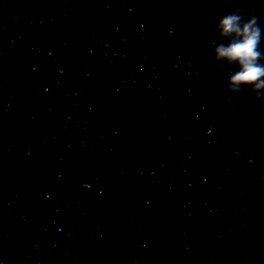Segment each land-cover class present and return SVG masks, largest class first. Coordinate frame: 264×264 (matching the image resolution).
<instances>
[{
    "label": "clouds",
    "instance_id": "1",
    "mask_svg": "<svg viewBox=\"0 0 264 264\" xmlns=\"http://www.w3.org/2000/svg\"><path fill=\"white\" fill-rule=\"evenodd\" d=\"M215 28L221 43L213 41V59L230 66L222 92L239 94L250 89L259 98L264 96V28L254 13L243 7L215 18Z\"/></svg>",
    "mask_w": 264,
    "mask_h": 264
}]
</instances>
